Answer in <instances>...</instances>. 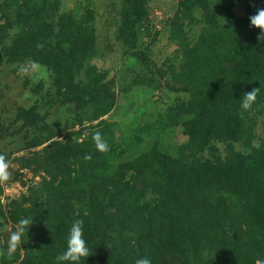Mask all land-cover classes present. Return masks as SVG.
Returning <instances> with one entry per match:
<instances>
[{"label": "trees", "instance_id": "16d2710c", "mask_svg": "<svg viewBox=\"0 0 264 264\" xmlns=\"http://www.w3.org/2000/svg\"><path fill=\"white\" fill-rule=\"evenodd\" d=\"M148 1L122 0L116 40L125 50L138 41ZM238 5L244 10L240 18L233 14ZM258 8L264 0H179L172 25L194 12L205 22L194 44L182 39L183 64L169 73L178 86L172 89L186 98L126 137L106 120L92 124L117 103L114 80L105 81L106 73L91 64L97 56L93 11L60 13L58 0L0 2V66L33 60L52 75L43 103L20 110L28 123L25 132L18 130L26 134L23 146L58 136L62 125L64 131L83 126L73 140L69 133L54 144V171L65 174L54 187L53 204H32V217L45 218L54 256L66 250L72 221L83 219L90 252L125 248L123 241L141 237L157 260L264 261V141L257 135L264 127V41L249 20ZM136 80L143 85L146 78ZM253 88H260L257 100L244 110L240 100ZM54 103L70 114L57 127L49 122ZM177 129L186 140L174 154L159 149L161 136ZM96 131L107 152L97 150Z\"/></svg>", "mask_w": 264, "mask_h": 264}, {"label": "rangeland", "instance_id": "374dc122", "mask_svg": "<svg viewBox=\"0 0 264 264\" xmlns=\"http://www.w3.org/2000/svg\"><path fill=\"white\" fill-rule=\"evenodd\" d=\"M58 1L60 13L72 11L81 16L86 10L93 11L97 56L93 58L91 64L98 72L106 73L105 81L114 80L116 106L107 115L93 121V125L100 120H106L113 123V130L117 136L122 133L128 137L136 127L150 123L167 106L186 98L181 91L173 90L178 86L169 80V73L172 70H179L183 64L181 42L194 44L205 27L201 13L194 12L184 18L178 16V22L172 25L179 0H149L147 19L141 24L144 26L138 34L135 48L131 46L125 50L122 42L116 40L122 0ZM233 14L237 18L242 17L243 7L241 5L234 7ZM139 52L148 60H140L137 56ZM21 64L0 66V154H4L11 161L10 180L6 184H0V249L7 248L8 235L14 230L17 221L27 218L33 222L22 237L17 252L12 257L0 256V264H57L56 257L59 254L54 256V246L46 240L49 233L45 232L42 225L45 218L39 220L38 215L32 217L31 209L34 208L32 204L36 202L39 205L53 204L54 187L59 185L65 174L54 171L56 164L51 161L54 144L57 141L65 142L69 133H72L69 136L73 140L75 137L73 133L83 126L76 125L71 130L64 131L62 123L70 115L67 111L69 109L65 107L59 111L58 104L54 103L49 122L52 127L62 125L63 132L56 137H50L40 145L25 148L22 139L26 134H20L18 130L21 133L25 132L28 123L19 115L20 110L29 111L43 103L44 94L52 89V75L43 67L45 71L39 79L22 77L17 74V68ZM80 76L82 78L83 73ZM143 77L146 80L140 85L136 79L142 81ZM147 78L153 79L152 82L148 83ZM167 80L169 81L166 85ZM84 126L87 127L88 123ZM263 128L262 132L260 130L257 132L259 141H264ZM32 130L29 129L30 132ZM185 140L177 129L173 134L161 136L159 149L174 154V147ZM62 163L67 165L65 161ZM46 188L48 190L41 193ZM123 244L127 246L98 249L94 252L91 248L89 257L82 258L79 264H136L142 257H148L151 264H178L169 260L173 258L168 257L157 260L159 256L157 252L151 256L152 252L147 251V243L141 240V237L126 239ZM257 260L260 259L251 261L252 264H256Z\"/></svg>", "mask_w": 264, "mask_h": 264}, {"label": "clouds", "instance_id": "9594fccd", "mask_svg": "<svg viewBox=\"0 0 264 264\" xmlns=\"http://www.w3.org/2000/svg\"><path fill=\"white\" fill-rule=\"evenodd\" d=\"M252 27L260 30V35L257 37L261 42L264 41V8H258L254 15L249 17ZM42 47V45H38ZM45 71L42 65L33 60H26L17 68V74L20 76H29L34 79H39V76ZM260 88H253L251 91L244 94L241 101V107L244 110H249L256 102ZM93 141L98 151L107 152L109 146L104 140L102 134L96 131L92 134ZM85 159H91L90 156H85ZM11 161L4 155L0 154V184H6L11 177ZM79 216V213H75ZM32 220L21 218L17 221L14 230H11L8 235L7 248L0 249V256L12 257L17 249L21 246L22 237L32 225ZM83 219H74L69 229L67 248L66 250L57 255V264H64V262H71V264H79L82 258L89 257V248L86 244L83 232ZM136 264H151L148 257H142L136 261ZM256 264H264V261L257 260Z\"/></svg>", "mask_w": 264, "mask_h": 264}]
</instances>
